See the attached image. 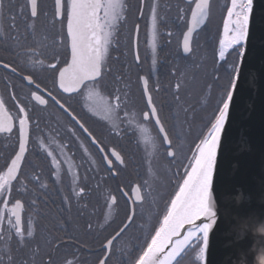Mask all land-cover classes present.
Wrapping results in <instances>:
<instances>
[{
    "label": "snow or ice",
    "instance_id": "1",
    "mask_svg": "<svg viewBox=\"0 0 264 264\" xmlns=\"http://www.w3.org/2000/svg\"><path fill=\"white\" fill-rule=\"evenodd\" d=\"M214 2L176 0L173 12L172 4L163 3V0H139L140 19L145 17L147 9L151 75H155L160 28L171 24L185 29L181 33V47L186 61H190L200 30L210 22ZM127 9L125 0H53L50 14L45 0H0V45L4 46L0 50L12 57L10 60L0 58V70H3L0 73L3 86L0 91V159L4 161L0 165V264H209L210 235L221 215L214 178L234 97L241 95L247 79L245 55L253 23L254 0H227L223 7L226 13L223 37L214 57L211 82L202 86L200 108L181 95L182 88L185 96L190 95L198 80L195 73L190 80L185 79L187 73L199 67L186 62L184 72L173 87L175 111L169 115H164V108L154 101L153 92L159 93L160 86L158 82L150 86V75L138 76L141 100L145 102L139 112L129 107L135 104L131 85L123 75L115 76L117 84L111 93L101 90L103 78L112 72L108 64L110 48L117 46L115 37L126 22ZM139 34L140 24L136 23L131 42L136 65L141 63ZM166 34L171 37L173 32L169 29ZM61 49L70 50V61L58 68ZM230 52L237 54L231 63L228 62ZM49 70L53 75L58 73L59 89L70 97L77 94L82 109L103 121L110 134L120 136L126 131L123 125L134 126L140 133L139 143L144 146V171L137 173L139 182L118 188L116 194L103 195L107 209L105 221L113 215L120 201L123 202L119 223L113 220L107 227L100 225L103 231L98 232L97 227L88 222L85 238L58 222L56 231L63 235H38V221L32 215L25 218L22 197L30 196L29 206L40 216V195L49 191L47 181L42 180L36 167L28 161L32 129L33 126L39 129L40 125L39 119L31 113L37 105L41 106L37 110H46L49 101L36 91H31L30 96H21L18 89L34 85L43 93L35 77L38 72ZM121 84L123 87L119 86ZM48 95L91 144L105 152L85 121L51 91ZM8 102L17 109L15 124L13 117L8 115ZM209 109L211 114L201 119L198 134L188 143L186 152L185 144L196 113ZM152 128L157 130L156 136L152 135ZM66 131L91 160L89 149L76 127L67 126ZM37 140L56 183L61 185L60 191H64L62 177L67 175L70 179L67 193L62 196V204L70 212L73 200L80 204L86 195L75 154L70 152L67 141L61 142L54 136L50 135L47 141L41 137ZM111 156L120 165L125 164L120 152L112 150ZM103 159L112 169L113 161L107 155ZM159 159L168 165L163 172L154 163ZM91 163L94 165L95 161ZM28 168L32 171H27ZM111 174L116 175L117 170L112 169ZM175 177L179 179L175 180L176 187L168 198L162 218L157 216L158 226L146 231L145 218L151 217L163 182L171 183ZM87 206L83 204L84 208ZM260 215L264 218V213ZM94 233L99 242L95 250L86 243L87 236Z\"/></svg>",
    "mask_w": 264,
    "mask_h": 264
},
{
    "label": "trees",
    "instance_id": "2",
    "mask_svg": "<svg viewBox=\"0 0 264 264\" xmlns=\"http://www.w3.org/2000/svg\"><path fill=\"white\" fill-rule=\"evenodd\" d=\"M125 2L128 5L127 9V20L129 24L135 25L136 23L140 24V34H139V52L141 56V63L139 65H136L134 62V56L132 53V33L133 29L132 27L128 26V33H127V42L124 46V50L122 52H118L116 58L114 59L111 65H109L112 68V72L108 73L103 78V83L101 90L105 93H111L114 89V86H116L117 82L115 81V76L117 74L123 75L125 78L128 79V82L131 85L130 92L132 96V100L134 101L135 107H132L130 104L129 107L133 111L139 112V110L144 108L145 102L141 100V90L140 85L138 81L139 75H150V86L154 83H159L160 86V92H153V98L154 101L157 103L158 107L162 106L164 108V115H169L170 112H174V100H173V87L175 83H177L178 78L180 77V73L184 72L185 70V64L186 62H191L193 65H198L199 67H194L192 69V72L187 73L185 76V79H191V76L193 73H195L198 77L196 86L191 89V93L188 96H185L184 90L182 88L181 95L185 99L188 100L189 103L196 106L198 109L200 108V97H201V90L202 86L205 83L211 82V73L214 70V57H215V50L213 49V45H211L210 42L207 41V38L203 36V33L201 32L198 36V44H194V54L191 56L190 61H186L185 57L181 53L180 50V42L182 38V31L185 30L183 28L177 29L176 27L172 28L171 24H168L164 27L160 28V36L158 40L157 50H156V68H155V75H151L152 73V53L146 54L148 55L147 58L149 60L145 61L146 56L143 55L141 49H140V42L142 38V29L144 25V20L146 17V9H145V17L143 19H138V12L137 7L139 0H125ZM163 3H170L172 4V0H163ZM226 4L227 0H215L214 5L216 4ZM171 15V13L169 14ZM212 22H209V25L207 28L211 26ZM174 31L173 35L169 37L166 33L168 30ZM206 29V28H205ZM65 53V52H64ZM61 55V62L57 67H63L64 64L68 60L67 52ZM127 53V55H126ZM150 55V56H149ZM146 58V59H147ZM237 58V54L229 56L228 62L231 63ZM109 64V63H108ZM173 72L176 73V75H173ZM221 75H223V72H221ZM36 79L41 84V88L47 90L48 92L51 91L54 95L57 96V98L61 99L62 102L67 104L69 101L79 100L81 101V98L78 95L66 97L59 93L57 87H56V79L57 74L53 75V72L51 71L48 75H45L43 72H38L36 74ZM120 87H123V85H119ZM21 96L27 94L30 96L31 91H35L32 87H26L22 90L18 89ZM7 100V96L5 97ZM24 103H27L25 100ZM33 103V102H32ZM34 104V103H33ZM6 108L8 110V113L15 119L17 115V109L14 107L13 103L10 105V103H6ZM39 106H36V108L33 109V112L31 115H33L35 118L39 119L40 125L39 129H37L35 126H33L32 134L36 133L35 138L41 137V127L46 122V117H48L47 122L49 123V135L53 134L55 136L65 138L68 133L65 130L58 129V125L60 123L61 126L64 125L63 122L68 121L69 119L64 115L62 112H60L58 109H54V111L49 112L47 115L45 111H39ZM76 114H78L84 121L87 122V124L90 122L88 120H91V123L89 124L91 126V130L94 132V134L97 136V138L100 141V146L103 147L105 150L107 149H113L115 151H118L121 153V155L125 159V164L120 166L116 165L113 169L117 170V174L114 177L111 172L107 170L102 164H101V158L98 154V151L96 152V158L98 160V165H101L103 167L102 171V181L103 184H93L90 183V179L88 176L87 171H85L84 168H81L85 174H87V179L83 177L82 171L81 173V186L85 187L86 195L85 198L81 201V208L79 212V218H80V228L82 230H85V225L88 222L93 223L94 226L97 227L98 232L103 231V229L100 228V225H104L107 227L108 223L115 220L116 223H119V218L122 217L123 212V202L120 201V205L118 208H116L115 212L111 216V218L104 222L105 220V202L103 195L107 194L108 192H112L114 194L117 193L118 188L123 187L125 185L134 186L138 181L137 173L143 174V167H142V157L144 155L143 151V144L139 143L140 136L138 137L137 134L139 131L134 126H128L123 125L122 127L126 129V131L122 132L120 136H115L109 133L108 127L105 125L103 121L98 120L95 117L90 116V114H87L82 107H70ZM210 109L206 112L204 111H198L196 113L195 121L193 123L192 129H191V135L188 136L187 142L185 144V151L187 152L188 143L193 141L198 134L199 128L201 127V119L205 118L210 115ZM58 117L62 118V121L59 122ZM187 130V129H186ZM152 131L154 132L155 136L157 135V130L155 128H152ZM79 135L81 136V139H83V135L77 131ZM52 135V136H53ZM66 135V136H65ZM78 147V146H77ZM77 147L75 149H77ZM93 150V147L91 145H88ZM4 161L0 159V165H2ZM154 163H157L161 169V172H163V169L166 168L167 162L163 159H159L158 161H155ZM173 171L176 170L175 166H172ZM29 171L28 169H26ZM49 170L52 173V170ZM182 170L180 175H182ZM170 175V173H169ZM100 177V174L98 175ZM98 177V178H99ZM179 177H175L171 183H168L166 180L163 182V186L159 192V194L155 197L156 203L152 206V215L151 217L145 218V230L150 231L154 226H158L157 223V216H160L162 218V213L165 209V205L167 204L168 198L173 193L176 184L175 180H178ZM66 190V189H65ZM67 190L62 194H66ZM57 195V193H54ZM24 200V197H22ZM87 203V208L83 207V204ZM102 210L99 211L98 209H95L96 206H100ZM99 208V207H98ZM107 212V211H106ZM68 213V218L66 219L67 225L66 227H72L73 228V212L72 210ZM83 213V214H81ZM115 227V224L112 225ZM108 231H111V228H108ZM95 234V233H94ZM106 234V233H105ZM96 235V234H95ZM99 248V242L98 247Z\"/></svg>",
    "mask_w": 264,
    "mask_h": 264
},
{
    "label": "water",
    "instance_id": "3",
    "mask_svg": "<svg viewBox=\"0 0 264 264\" xmlns=\"http://www.w3.org/2000/svg\"><path fill=\"white\" fill-rule=\"evenodd\" d=\"M247 49L246 83L234 97L214 178L221 215L209 264H264V0H254Z\"/></svg>",
    "mask_w": 264,
    "mask_h": 264
},
{
    "label": "flooded vegetation",
    "instance_id": "4",
    "mask_svg": "<svg viewBox=\"0 0 264 264\" xmlns=\"http://www.w3.org/2000/svg\"><path fill=\"white\" fill-rule=\"evenodd\" d=\"M175 2L176 0H172V6H173V12L175 11ZM225 4H216V6H213L212 9V13H211V17H210V22H212L211 26L209 28V22L205 25V27L200 31V33H203V36L205 38H207V41L211 43V45H213V49L215 50V52H218V48H219V40L223 37V21L225 18V12L223 11V7ZM45 6L47 8V10L49 11V13L51 14V10L53 7V0H45ZM192 7H194V4L192 5ZM190 16V13H189ZM43 19V18H42ZM138 19H140L138 17ZM132 24H129L128 20L126 19V22H124L122 24V26L120 27L115 40H116V45L117 46H113L112 48H110V58H109V65H111V63L113 62V60L116 58L118 52H122L124 50V46L126 45L127 39L126 37L128 36V26L132 27ZM174 26H172L173 28ZM134 28L135 25H133L132 29L134 32ZM206 28V29H205ZM59 29V25H57V30ZM65 32H66V25H65ZM174 33V31H172ZM199 33V34H200ZM159 38V37H158ZM148 22H147V9H146V17L144 20V25H143V29H142V38H141V42H140V49L143 53L144 56H147L146 54H150L151 53V49L148 46ZM181 42H182V38H181ZM181 42H180V50H181ZM158 44V42H157ZM3 45H0V49H3ZM66 53L67 52V56H68V60L70 61V51L67 50L65 51L64 49H61V53ZM64 53V54H65ZM182 53V51H181ZM232 55L235 54V52L231 53ZM150 56V55H149ZM0 58H5V59H11L12 57L10 55H8L7 51L4 50H0ZM145 61L149 60V58L146 59ZM3 70H0V73H2ZM51 72V70L49 71H44L43 73L45 75H48ZM57 77H58V73H57ZM2 84H0V91H2ZM30 87V86H28ZM36 92L37 94H42L43 97L45 99H47L49 101L47 109L44 110L45 113L48 115L49 112L54 111V109H58L60 112H62L64 115H66V117L69 119L68 121L65 122L62 121L61 117H58L59 122H63L64 125L61 126L60 123L58 125V129L60 130H65L67 128V126H74L76 127L77 131H79L82 135H83V141L85 143V145L88 147V145H91L93 147V150L88 147L89 149V153L91 154V160L89 158V156H86L82 149H80L79 147V142L71 137V135L69 133H66V137L62 138L60 136H55L59 141L64 142L67 141L69 144V150L71 153H74V160L75 163L79 166L78 167V171H82L83 177L85 179H87V174H85L83 172V170L81 168H84L85 171H87L89 179H90V183L93 184H98V182L101 184H103L102 179V171H103V167L101 165H98V160L96 158V152L98 151V154L101 158V164L107 169V166L105 164V160L103 159V155L102 153H104L105 155L108 156L109 159H111L113 161V168L116 165H119L111 156V151L113 149H107L105 150V152H100V150L94 146L93 144H91L90 140L79 130L78 126H76L74 124V122H72L70 120V118L67 116V114H65L63 112V110H61L58 105L55 104L54 101L51 100V97L48 95V91L44 89V92L41 93L40 90L36 89L35 86H31ZM56 87L59 91L60 94L66 96V97H70L68 94L63 93L58 86V81L56 79ZM77 94L72 95L75 96ZM10 105H12L11 102H9ZM34 103V102H33ZM81 101L79 100H72L67 102V106L75 108V107H81ZM35 104V103H34ZM38 106V105H37ZM40 107V106H39ZM8 115H10L8 113ZM11 116V115H10ZM48 117H46V122L43 125V127H41V138H44L47 141V138L51 135H49V123L47 122ZM14 124L16 123L15 119L13 118ZM88 124L85 121V123L87 124V126L90 128L91 130V126L89 125L91 123V120ZM151 127V125H149ZM14 132H15V127H14ZM79 134V133H78ZM36 133L32 134V142L30 143L29 146V155H28V161L34 165L38 171L39 174H41L42 180L47 181L48 185H49V191L47 192L46 195H40V200H41V214L40 216H36L34 212H32L30 206H29V200H30V196H25L24 197V203H25V218H27V216L32 215L34 220L38 221V235H47L49 233L53 234V235H63V233L57 232L56 231V226H57V222L59 224H62L65 228H67L70 232L75 231L76 234L78 236H80V238H85V230H82L80 228V218H79V212H80V208H81V203L77 204L75 202V200H73L72 203V212H73V228L72 227H66L67 225V221L66 219L68 218V213L67 210L65 209L64 205L62 204V194L67 190L68 185L70 183V179L67 175L62 177V184H63V188L64 191H60L61 185L56 183L55 177L52 175V173L49 170V161L46 158L45 154L40 150L39 148V143L38 140L35 138ZM51 135V136H52ZM152 135L155 136L154 132L152 131ZM137 136H140V133L137 134ZM78 146V147H77ZM77 147V149H75ZM101 147V146H100ZM94 160L95 164L93 165L91 163V161ZM122 166V165H120ZM29 172L32 171V168H28ZM108 170V169H107ZM100 174V177L98 176ZM80 177H81V173H79ZM99 177V178H98ZM80 183L82 184L83 182L80 181ZM30 189L32 188V185H29ZM66 189V190H65ZM57 193V195H55L54 193ZM23 199V198H22ZM99 207V208H98ZM95 209H98L99 211L102 210L101 205L100 206H96ZM106 209V208H105ZM107 211V209H106ZM105 211V214H106ZM111 218V217H110ZM109 218V219H110ZM69 219V218H68ZM104 222H107L104 220ZM86 243L91 246V248L93 250L98 249V241L96 239V235L93 234L92 236H87L86 238ZM87 259V257H85Z\"/></svg>",
    "mask_w": 264,
    "mask_h": 264
},
{
    "label": "rangeland",
    "instance_id": "5",
    "mask_svg": "<svg viewBox=\"0 0 264 264\" xmlns=\"http://www.w3.org/2000/svg\"><path fill=\"white\" fill-rule=\"evenodd\" d=\"M226 15V14H225ZM158 40H159V38H158ZM158 45V44H157ZM232 52H230V54H229V56L231 55L232 56V54H231Z\"/></svg>",
    "mask_w": 264,
    "mask_h": 264
}]
</instances>
